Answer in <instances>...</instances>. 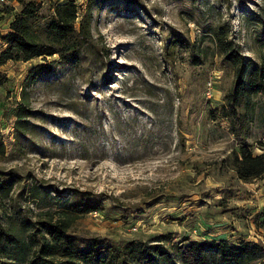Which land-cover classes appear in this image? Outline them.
<instances>
[{
	"label": "rangeland",
	"instance_id": "rangeland-1",
	"mask_svg": "<svg viewBox=\"0 0 264 264\" xmlns=\"http://www.w3.org/2000/svg\"><path fill=\"white\" fill-rule=\"evenodd\" d=\"M33 1V31L48 43L58 1ZM74 1L77 28L91 15L77 59L0 66V232L14 237H0V264H31L41 222L84 199L102 209L72 223L66 247L160 245L157 264H182L175 244L225 241L252 249L243 264H264V175L244 182L232 169L241 145L264 153V0ZM21 8L0 4V53ZM219 39L245 59L246 83L260 72L235 109ZM43 261L91 264L63 252Z\"/></svg>",
	"mask_w": 264,
	"mask_h": 264
},
{
	"label": "trees",
	"instance_id": "trees-1",
	"mask_svg": "<svg viewBox=\"0 0 264 264\" xmlns=\"http://www.w3.org/2000/svg\"><path fill=\"white\" fill-rule=\"evenodd\" d=\"M22 6L18 17L11 23V31L2 37L7 46L0 53V66L10 60L31 61L36 57H47L59 54L68 61L77 59L79 50L91 37L90 12L84 15L77 28L78 7L74 0H57L54 7V18L48 21V38L50 42L40 40L33 31L32 19L36 15V1L17 0ZM104 2L106 0H88ZM224 51L226 59L235 67L237 84L228 98L229 105L235 109L241 97L249 96L252 89H256L260 72L258 69L251 71L248 83L245 82V59L238 54L230 43L224 40L218 41ZM43 66H38L31 71L29 82H34L38 72H42ZM0 79V86L2 84ZM23 101L16 111V129L23 131L24 123L28 116V107ZM1 119V118H0ZM5 146L0 141V152H5ZM233 170L238 178L244 182H250L264 175V153L255 155L251 146L243 144L233 155ZM6 185V183H5ZM102 204L99 201L84 199L69 206L66 211L49 213V220L41 222L44 229L43 242L38 251L34 253L31 264H43L44 258L54 256L57 253L69 254L73 261H82L91 264H157L164 251L158 246H146L144 244L131 243L125 248H101L94 245L90 250H78L72 246L66 247L68 232L72 223L80 216L92 212L101 211ZM1 239L11 241L13 232H0ZM173 248L182 264H243L252 249L249 246H235L221 242H193L184 241L175 244ZM218 261V262H217ZM77 264V263H75Z\"/></svg>",
	"mask_w": 264,
	"mask_h": 264
},
{
	"label": "built area",
	"instance_id": "built-area-1",
	"mask_svg": "<svg viewBox=\"0 0 264 264\" xmlns=\"http://www.w3.org/2000/svg\"><path fill=\"white\" fill-rule=\"evenodd\" d=\"M9 0H0V4H4V3H7Z\"/></svg>",
	"mask_w": 264,
	"mask_h": 264
}]
</instances>
